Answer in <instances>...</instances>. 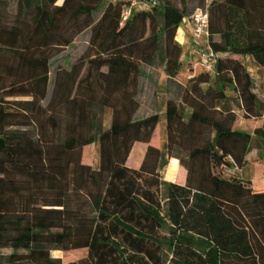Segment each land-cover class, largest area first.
Instances as JSON below:
<instances>
[{"label": "trees", "instance_id": "trees-1", "mask_svg": "<svg viewBox=\"0 0 264 264\" xmlns=\"http://www.w3.org/2000/svg\"><path fill=\"white\" fill-rule=\"evenodd\" d=\"M59 1L0 0V264H264V192L242 171L219 174L229 155L241 169L252 150L264 157V100L243 61L264 76V0L212 2L215 74L185 84L176 35L204 0H158L123 27L120 2ZM85 31L86 50L50 90L52 59ZM144 67L179 87L163 148L159 113L138 115ZM171 158L180 175L163 196Z\"/></svg>", "mask_w": 264, "mask_h": 264}, {"label": "rangeland", "instance_id": "rangeland-1", "mask_svg": "<svg viewBox=\"0 0 264 264\" xmlns=\"http://www.w3.org/2000/svg\"><path fill=\"white\" fill-rule=\"evenodd\" d=\"M163 2V0H159ZM175 3H179V0H174ZM177 41V39H176ZM178 42V41H177ZM180 44V43H179ZM86 42L83 36L79 37L77 42L52 59L51 65V86L53 85V81L55 78L56 70L59 66L70 68L72 64H74L77 59L82 55L83 52H80L83 47H85ZM197 53L195 51L194 40L188 41L186 45L183 46V58H182V66L177 75L176 82H180L185 84L192 76L197 75L199 73L205 72L201 66H195L197 62ZM245 64L249 67L250 59L247 60L245 57L243 58ZM144 74L141 77L140 82V92H139V100H140V109L138 111L139 117L148 116L154 112H158L160 115V122L156 129L155 135L152 139V142L157 144L160 148L164 147L166 141V107L165 103L168 98H173L175 100H179V87L176 82L169 83L167 82L166 74L163 70V67H144ZM254 81L257 84V90L260 95V98L264 100V87L261 83L258 82L260 80V73L258 70L251 71ZM228 94L233 95V91L229 90ZM231 106L235 109H239L240 105L237 98H234L231 101ZM106 123L109 122V116L105 119ZM86 154L89 157L90 162L97 165L99 154L98 147L96 145L90 146L86 148ZM140 155L137 153V158L130 159L129 163L132 167H137L140 163L139 158ZM172 165V160H169V164L164 168L163 174V196H165L166 184L171 182L172 178H177L180 175L179 168H177L174 175L169 173V167ZM179 167V166H178ZM2 252L10 253L11 249H3ZM83 251H73V252H63L54 250L51 252L53 257H63L65 261H70L79 258Z\"/></svg>", "mask_w": 264, "mask_h": 264}, {"label": "built area", "instance_id": "built-area-1", "mask_svg": "<svg viewBox=\"0 0 264 264\" xmlns=\"http://www.w3.org/2000/svg\"><path fill=\"white\" fill-rule=\"evenodd\" d=\"M113 3H121L120 25L123 27L136 10H150L159 4L158 0H109ZM214 0H204V4L197 7L194 13L185 17L182 21L186 26L191 27L194 40L197 62L195 66H201L205 72L213 75L216 70L217 58L211 46L210 32V5ZM227 164H223L219 169V174L232 176L242 171L240 166L232 156H227Z\"/></svg>", "mask_w": 264, "mask_h": 264}, {"label": "crops", "instance_id": "crops-1", "mask_svg": "<svg viewBox=\"0 0 264 264\" xmlns=\"http://www.w3.org/2000/svg\"><path fill=\"white\" fill-rule=\"evenodd\" d=\"M61 2L62 1L60 0L58 2V4H60ZM88 33L89 32L85 31L80 36H78L76 38V40L73 42V44H75L79 37H81V36L84 37L86 45H85V47H83L81 49L80 52H84L86 50V48H87V45H88V42H89V38H90V35ZM176 39L182 46L186 45V43L188 41H190V40L192 41L193 35H192L191 27L186 26L185 24L181 23V25H180V27L178 28V31H177ZM182 58H183V56H182ZM245 58L247 60L249 59V57H245ZM247 68H248L249 71H252L254 69L255 70L259 69L258 67H256L252 63H249V67L247 66ZM258 82L261 83V84L262 83L264 84V76H262L261 79L258 80ZM256 86H257V84H256ZM263 87H264V85H263ZM233 109L235 111H237V112L240 111V108L239 109H237V108L235 109L233 107ZM256 125H257V122H256ZM238 129H241V130H244V131H248V132H252V127L249 125L248 120H246L244 118L241 119V121H240V123L238 125ZM174 159L175 158H171V160H174ZM176 160L178 161L177 165L179 166V160L178 159H176ZM246 160H247V163L242 169L243 177L246 180L251 182V186H252V188H253V190L255 192H264V157H261L259 155L258 149H254L247 155ZM171 181L174 182L175 178H172Z\"/></svg>", "mask_w": 264, "mask_h": 264}]
</instances>
